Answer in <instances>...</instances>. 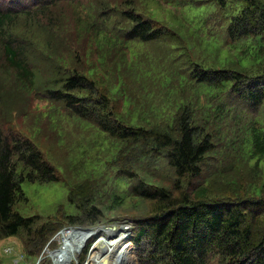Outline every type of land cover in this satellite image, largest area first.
Here are the masks:
<instances>
[{
	"label": "trees",
	"instance_id": "1",
	"mask_svg": "<svg viewBox=\"0 0 264 264\" xmlns=\"http://www.w3.org/2000/svg\"><path fill=\"white\" fill-rule=\"evenodd\" d=\"M25 1L24 7H0V71L4 74L0 76V105L8 103L7 92L1 91L7 81L27 94L39 91L36 72L43 68L49 76L40 86L49 99L67 110L66 116L87 122L91 129L98 128L103 137L123 143L126 148L135 145L130 152L144 168L149 167L147 171L165 164L173 175L172 184L166 186L153 181L143 169L138 168L141 176L128 168L123 171L127 180L133 178L131 174L136 176L128 194L152 204L133 238L135 243L146 238L151 244L141 264H209L213 257H219L221 264H264V183L260 192L256 191V184L252 191L249 185V191L234 199L215 195L220 187L227 186V181L209 193L200 190L207 181L211 183L206 188L211 186L213 176L222 171L220 161L211 158L213 153L217 154L214 135L220 131L214 128L212 131L208 120L193 121L197 111L186 105H181L168 118L154 115L148 126L121 123L112 108L116 102L109 101L98 79L84 73L66 75L72 72V63L71 67L66 65L61 54L73 46L69 48L67 40L61 37L51 7L72 0ZM114 3L98 0L85 19L91 34L88 39L93 40L96 49L106 46L96 43L100 37L106 43H140L152 53L166 56L169 69L178 78L186 79L192 86L202 83L214 87L216 92L223 93L214 117L227 116L229 125L237 123L229 141L251 137L255 141L254 155L263 157L264 62L251 68L213 63L214 59L209 60L198 52L177 30L146 12L142 0ZM195 4L214 5L208 23L224 30L226 45L248 39L264 42V0H198ZM83 32L86 29L77 33V37L81 38ZM151 44L157 47L152 48ZM256 118L253 130L250 120ZM6 129L9 133H5ZM18 129L11 125L0 127V239L25 231L24 248L28 255L35 256L58 227L47 233V225L33 227L36 216L22 215L13 206L23 191L25 178L32 182H55L58 176L34 139L40 142L36 127L22 135ZM18 163L26 170L25 175L18 172ZM213 171H217L216 175H211ZM257 173L255 170L253 174ZM100 199L107 202L108 196ZM91 202L83 211L95 216L93 222L103 208L98 202Z\"/></svg>",
	"mask_w": 264,
	"mask_h": 264
},
{
	"label": "rangeland",
	"instance_id": "2",
	"mask_svg": "<svg viewBox=\"0 0 264 264\" xmlns=\"http://www.w3.org/2000/svg\"><path fill=\"white\" fill-rule=\"evenodd\" d=\"M97 1L72 0L52 4L53 14L58 19L60 35L67 40L69 48L73 46L69 52L61 54L66 65L71 67L72 63V72H67L66 75L84 73L98 79L99 87L101 89L105 87L109 101L116 102L112 107L115 116L121 123L127 125L137 123L148 126L154 115L168 118L181 105L189 106L197 111L193 121L208 120L212 131L213 128L220 131L214 135L217 156L213 153L211 158L220 161L222 171L220 175H216L217 171L211 172V175H216L213 176L211 186L206 188V185L211 183L207 181L200 190L209 193L212 188L217 189V186L227 181V186L220 187L215 195L218 197L228 195L234 199L249 191V185L251 191L253 187L255 188L254 184L256 191L262 189L264 156L259 158L258 155H254L255 141L252 142L251 137H241L239 142L238 139L230 142L237 123L232 122L229 125L227 116L214 117L221 105L218 104L223 93L216 92L212 86H204L202 83L192 86L186 79L178 78L169 69V59L166 56L154 54L140 43H106V40L100 37L96 43L106 46L97 50L92 43L93 40L88 39L91 34L85 22L95 6L93 3ZM108 1L114 5V2L121 0ZM195 1L198 0H178L176 3L142 0V3L146 12L177 30L198 52L207 56L209 60L214 59L213 63L251 68L259 62H264V42L248 39L234 45H226L224 30L214 23H208L215 11L214 5L199 6ZM25 3V0H0V7H24ZM84 29L86 32L78 38L76 34ZM150 46L157 47L152 44ZM36 73L39 74L36 75L37 88L41 89L34 94H27L20 87L17 89V85L11 81L3 85L4 90L1 91L7 92L8 103L0 105V127L2 129L4 125L19 127L21 135L36 127L35 133H39L41 143L34 139L42 148V154L54 169L58 180L32 182L25 178L22 182L23 191L16 198L13 207L22 215L36 216L33 227L47 225L46 233L57 227L58 229L35 256L28 255L24 248L25 231L0 239V264H69L67 258L71 260L70 264H94L95 257L89 263V259L95 253V250L91 249L99 239L100 252L106 249L104 240L109 241L110 238V235H103L102 231L106 228L117 229L114 231L116 234L114 238L118 241L108 251L111 264H123V257H127L129 264H141L140 261L151 244L146 238L139 243H135L133 238L152 204L149 200L143 201L141 197L133 198L128 194V188L136 183L134 180L136 176L131 174L133 178L127 180L123 171L128 168L137 171L141 176L139 169H143L153 181L166 186L172 184V173L165 168V164L147 171L149 167L144 168L130 152L134 150L135 145L126 148L123 143L103 137L101 130L98 132V128L91 129L87 122L66 116L67 110L57 101L49 99L43 86H40L49 76V72L39 68ZM0 76H4L2 71ZM96 91L99 92L98 88ZM102 102L106 103L105 100ZM119 114L122 117H119ZM246 116L250 117L249 114ZM256 120L258 119L250 120L253 130ZM6 132L9 133V130L6 129ZM209 161L213 162L211 159ZM238 161H242L243 164L240 165ZM231 169L234 171L230 172ZM255 170L258 171L257 174H253ZM18 172L26 174L20 163ZM191 187L194 188L195 183ZM181 190L175 191L174 195H178ZM105 196H108L107 202L100 199V197L104 199ZM114 197L117 200H114ZM92 200L103 208L101 215L93 222L91 220L95 216L83 211L85 205L90 207ZM76 229L92 234L87 239L89 243L84 247L83 243L86 241L82 242L73 237V243L70 244L64 235L65 232ZM41 234L46 236L45 231ZM49 240H52L50 244ZM11 244L14 250L6 254V247ZM65 245H68L69 249H66ZM128 246L131 247L130 252L124 256L122 252H125ZM70 250L74 252L66 253ZM55 253L59 256L65 255L66 259L57 263ZM59 259L63 258L58 257ZM209 264H221V261L219 257H213Z\"/></svg>",
	"mask_w": 264,
	"mask_h": 264
},
{
	"label": "bare ground",
	"instance_id": "3",
	"mask_svg": "<svg viewBox=\"0 0 264 264\" xmlns=\"http://www.w3.org/2000/svg\"><path fill=\"white\" fill-rule=\"evenodd\" d=\"M117 230V229H110V228H106L104 229L102 232H103V235L106 236V235H110V238H109V241H105L104 240V244L106 246V249H102V251L100 252V249H99V242L101 239H99L97 242L95 241V243L93 244V247H92V251L95 250V253L92 254V257L89 259V263H91L92 261V258L95 257V262L94 264H111V257H110V254L108 253V251L110 250V248L116 243V240L114 237H115V233L114 231ZM64 235L67 237V239L69 240L70 244H72V239L73 237L76 238V239H79L81 240L82 242L83 241H86L85 243H83V247L89 243L87 242L88 238L92 236V234H90V232H80L79 230H74L72 232H65ZM102 237V236H101ZM122 238V237H121ZM83 239V240H82ZM75 243V242H74ZM75 246H77V244L75 243L74 244ZM66 249H69L68 245H65ZM80 248V247H79ZM130 246L127 247V250L124 252H122V254L125 256L126 253H129L130 252ZM80 250V249H79ZM74 252V250H70L69 252H66V253H70V252ZM62 254V253H61ZM91 254V252H90ZM57 259H56V262L60 263V261H64V259H66V257L64 258L65 255H58L57 253L54 254ZM58 257H62L63 259L62 260H58ZM66 260H68L69 264L71 263V260L69 258H67ZM123 264H129V260L127 259V257H123Z\"/></svg>",
	"mask_w": 264,
	"mask_h": 264
},
{
	"label": "built area",
	"instance_id": "4",
	"mask_svg": "<svg viewBox=\"0 0 264 264\" xmlns=\"http://www.w3.org/2000/svg\"><path fill=\"white\" fill-rule=\"evenodd\" d=\"M6 248H7V249H6V250H7V253H11V252L13 251L12 246H9V247L7 246Z\"/></svg>",
	"mask_w": 264,
	"mask_h": 264
}]
</instances>
